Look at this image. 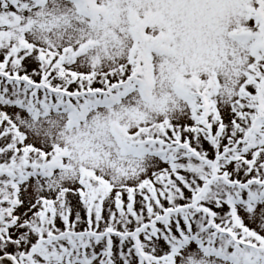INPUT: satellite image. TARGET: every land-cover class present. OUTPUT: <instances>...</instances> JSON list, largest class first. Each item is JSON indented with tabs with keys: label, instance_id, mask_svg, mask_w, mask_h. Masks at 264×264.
<instances>
[{
	"label": "snow or ice",
	"instance_id": "obj_1",
	"mask_svg": "<svg viewBox=\"0 0 264 264\" xmlns=\"http://www.w3.org/2000/svg\"><path fill=\"white\" fill-rule=\"evenodd\" d=\"M0 264H264V0H0Z\"/></svg>",
	"mask_w": 264,
	"mask_h": 264
}]
</instances>
